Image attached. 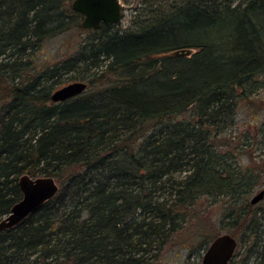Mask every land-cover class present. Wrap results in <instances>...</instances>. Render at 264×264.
I'll use <instances>...</instances> for the list:
<instances>
[{"label": "trees", "instance_id": "16d2710c", "mask_svg": "<svg viewBox=\"0 0 264 264\" xmlns=\"http://www.w3.org/2000/svg\"><path fill=\"white\" fill-rule=\"evenodd\" d=\"M233 2L181 0L134 30L87 29L73 55L30 68L27 51L82 14L68 0H0V220L22 198L20 176L58 185L0 230V264H142L214 191L230 209L209 242L225 231L237 241L229 264H264V214L239 202L245 175L220 177L212 156V134L264 70V0ZM181 48L193 52L170 54ZM79 64L99 68L90 90L53 102L54 77Z\"/></svg>", "mask_w": 264, "mask_h": 264}, {"label": "rangeland", "instance_id": "374dc122", "mask_svg": "<svg viewBox=\"0 0 264 264\" xmlns=\"http://www.w3.org/2000/svg\"><path fill=\"white\" fill-rule=\"evenodd\" d=\"M72 1L68 0V3L71 5ZM239 1L244 0H234L232 4ZM119 2L122 16L112 28L123 31L134 30L139 23L169 10L173 3L179 4L181 0H119ZM86 31L81 27L69 25L63 32L46 38L35 48L28 50L23 61H28L32 65L30 68H43L59 62L75 53L90 35ZM261 33L264 51V24ZM98 69L90 67L85 70L83 64H79L70 71L61 72L59 76L54 77L56 83L52 90L54 92L75 81H82L88 85V78ZM249 84L245 90H242L243 96L238 98L232 113L220 121L217 133L212 134L211 137L214 146L213 159L222 169L220 177H227L226 172L233 180L245 175L243 182L246 183L244 187H240V191H244V194L239 202L243 200L249 202L264 188V70ZM249 86L255 90L250 92ZM88 90L90 87L85 91ZM192 114L190 109L174 118L173 122L189 120ZM189 164L172 175L175 182L189 174ZM159 195L166 200L174 198L171 190L167 188ZM253 206L257 216L261 217L264 214V198ZM229 209L227 197L217 195V191H214L211 197H201L194 212L188 213L187 219L190 222H184L181 229L166 241L146 252L142 264H201L202 256L210 243L209 236L219 233V230H224L228 225L225 214ZM220 233L223 234L225 231ZM261 251L262 248H259L258 252Z\"/></svg>", "mask_w": 264, "mask_h": 264}, {"label": "water", "instance_id": "95a60500", "mask_svg": "<svg viewBox=\"0 0 264 264\" xmlns=\"http://www.w3.org/2000/svg\"><path fill=\"white\" fill-rule=\"evenodd\" d=\"M71 8L82 14L81 28L97 29L101 25H114L122 16L119 0H73ZM193 52L190 48H181L170 52L171 55L189 56ZM87 83L75 81L69 83L51 94L53 102H61L84 92ZM18 187L22 198L10 209V212L0 220V230L19 224L30 213L38 210L47 200L53 197L58 185L50 176L32 178L22 175L18 179ZM264 198V188L256 193L249 201L251 205L257 204ZM237 247L235 238L223 233L214 238L207 246L201 264H229Z\"/></svg>", "mask_w": 264, "mask_h": 264}, {"label": "flooded vegetation", "instance_id": "af4514ba", "mask_svg": "<svg viewBox=\"0 0 264 264\" xmlns=\"http://www.w3.org/2000/svg\"><path fill=\"white\" fill-rule=\"evenodd\" d=\"M122 10V9H121Z\"/></svg>", "mask_w": 264, "mask_h": 264}]
</instances>
